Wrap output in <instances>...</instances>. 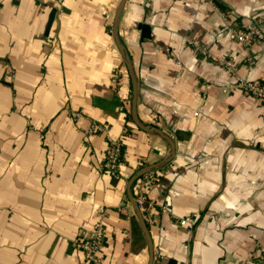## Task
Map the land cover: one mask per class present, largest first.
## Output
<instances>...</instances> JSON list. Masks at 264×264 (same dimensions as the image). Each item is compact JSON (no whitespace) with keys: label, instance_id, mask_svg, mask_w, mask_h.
<instances>
[{"label":"crops","instance_id":"obj_1","mask_svg":"<svg viewBox=\"0 0 264 264\" xmlns=\"http://www.w3.org/2000/svg\"><path fill=\"white\" fill-rule=\"evenodd\" d=\"M119 1L0 0V264H250L264 256V103L235 81L264 80V0L124 1L136 116L172 140L165 162L168 140L126 115ZM250 23L262 40L245 46L234 31ZM119 137L112 175L103 158ZM147 165L130 191L150 245L126 192ZM98 208L92 262L74 240Z\"/></svg>","mask_w":264,"mask_h":264},{"label":"built area","instance_id":"obj_2","mask_svg":"<svg viewBox=\"0 0 264 264\" xmlns=\"http://www.w3.org/2000/svg\"><path fill=\"white\" fill-rule=\"evenodd\" d=\"M234 33L236 38L245 46H249L253 43H259L262 40V34L254 23L248 24L245 28H239L235 30ZM221 63L231 74H234L235 68L231 64V62H229L228 60H222ZM119 75V69L114 71L112 75L113 83L116 84L118 82ZM235 86L245 94L253 96L264 103V80H249L236 77ZM120 109L121 111H124V108L122 106ZM126 115L129 119L128 112L126 113ZM127 131L128 127L124 126L123 134H126ZM93 132L105 133L106 127L103 124L92 122L88 128V133ZM120 153L121 138H108V147L106 148L104 154L103 167L112 175L116 174L118 166L122 163ZM133 197L137 206H142V204L144 203V196L141 193H138ZM103 213L104 209L98 208L95 213L96 220L94 221L92 226L86 231V235L83 238H78L74 240L76 246L80 249L82 255L88 261L97 262L99 260L98 250L103 237V228L101 224V217L103 216ZM186 221L189 223V226L194 222L192 219H187ZM250 264H264V256L260 255L259 257L254 259Z\"/></svg>","mask_w":264,"mask_h":264},{"label":"water","instance_id":"obj_3","mask_svg":"<svg viewBox=\"0 0 264 264\" xmlns=\"http://www.w3.org/2000/svg\"><path fill=\"white\" fill-rule=\"evenodd\" d=\"M125 0H120L117 6V9L115 11L114 14V18H113V23H112V35L114 37V41L115 44L119 50V52L122 54L128 74L130 76V80H131V86H132V96H131V110H130V117L132 119V121L135 123V125L145 131L151 132V131H155L156 133H158L159 135H161L162 137H164L166 140H168L169 144H170V148H171V154L169 156H167L166 158H164L163 162L167 161L170 159L171 155L174 152V144L172 142V140H170L168 137H166L161 131L160 129L154 127V126H147L142 124L137 116H136V94H137V88H136V79L133 73V69H132V64L130 62V58L128 56V54L126 53L124 46L120 43V40L118 38L117 35V23H118V16L120 14V11L122 9V6L124 4ZM154 165H147L144 166L140 169H138L127 181L126 184V192L128 195V198L130 200V204L133 206V208L136 210L139 219H140V224H141V228L143 230V233L146 236V239L150 245V240H149V235H148V231L146 228V223L144 221V219L142 218L140 211H139V207L137 206V204L135 203L134 197L130 191V186L132 185V183L134 182V180H136L139 176H141L142 174L148 172Z\"/></svg>","mask_w":264,"mask_h":264},{"label":"trees","instance_id":"obj_4","mask_svg":"<svg viewBox=\"0 0 264 264\" xmlns=\"http://www.w3.org/2000/svg\"><path fill=\"white\" fill-rule=\"evenodd\" d=\"M129 118H130V116H129Z\"/></svg>","mask_w":264,"mask_h":264}]
</instances>
